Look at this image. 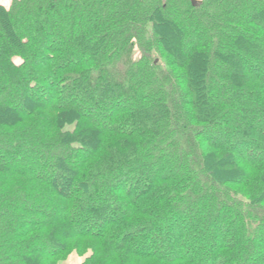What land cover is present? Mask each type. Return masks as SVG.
Masks as SVG:
<instances>
[{
  "label": "trees",
  "instance_id": "16d2710c",
  "mask_svg": "<svg viewBox=\"0 0 264 264\" xmlns=\"http://www.w3.org/2000/svg\"><path fill=\"white\" fill-rule=\"evenodd\" d=\"M71 257L264 264V0L0 4V264Z\"/></svg>",
  "mask_w": 264,
  "mask_h": 264
},
{
  "label": "rangeland",
  "instance_id": "374dc122",
  "mask_svg": "<svg viewBox=\"0 0 264 264\" xmlns=\"http://www.w3.org/2000/svg\"><path fill=\"white\" fill-rule=\"evenodd\" d=\"M198 2L197 3H200L199 1H201V0H197ZM13 2V0L11 1V2H9L8 3V5H10L11 3ZM139 51L138 50H136L135 52H134V55L136 56V57H138L139 56ZM81 259H79V258H75V257H71L68 261H66L65 263H63V264H81Z\"/></svg>",
  "mask_w": 264,
  "mask_h": 264
},
{
  "label": "crops",
  "instance_id": "0c3cea01",
  "mask_svg": "<svg viewBox=\"0 0 264 264\" xmlns=\"http://www.w3.org/2000/svg\"><path fill=\"white\" fill-rule=\"evenodd\" d=\"M12 0H0V4L2 5H8L9 2H11Z\"/></svg>",
  "mask_w": 264,
  "mask_h": 264
},
{
  "label": "water",
  "instance_id": "95a60500",
  "mask_svg": "<svg viewBox=\"0 0 264 264\" xmlns=\"http://www.w3.org/2000/svg\"><path fill=\"white\" fill-rule=\"evenodd\" d=\"M198 1L197 0H193V3H197ZM199 2H201V1H199Z\"/></svg>",
  "mask_w": 264,
  "mask_h": 264
}]
</instances>
